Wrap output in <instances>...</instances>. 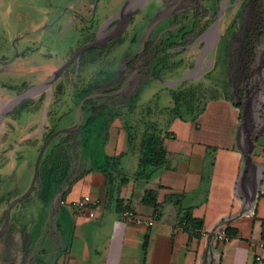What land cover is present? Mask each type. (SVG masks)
Instances as JSON below:
<instances>
[{
	"label": "crops",
	"instance_id": "1",
	"mask_svg": "<svg viewBox=\"0 0 264 264\" xmlns=\"http://www.w3.org/2000/svg\"><path fill=\"white\" fill-rule=\"evenodd\" d=\"M226 79L224 91L209 98L196 119H171L164 138L167 166L149 178L135 177L137 153L121 158L120 173L127 176L118 194L122 208L153 219V225L121 217L98 169H109L113 163L106 157L127 150L125 130L115 118L95 133L87 149L74 150V173L60 190L67 200L84 194L98 199L94 216L52 200L47 206L35 203L14 232L5 235L9 219L4 222L0 264H264L257 246L264 237V99L249 100L254 94ZM30 159L3 168H16L19 188L28 181L23 192L31 181ZM111 169L116 177V168ZM147 191L160 206L158 215L142 201ZM168 196L178 197L179 204ZM187 208L208 236L191 235L180 223L178 214ZM216 227L235 233L219 242L210 236Z\"/></svg>",
	"mask_w": 264,
	"mask_h": 264
},
{
	"label": "rangeland",
	"instance_id": "2",
	"mask_svg": "<svg viewBox=\"0 0 264 264\" xmlns=\"http://www.w3.org/2000/svg\"><path fill=\"white\" fill-rule=\"evenodd\" d=\"M125 1L127 0H0V109L25 90L46 80L71 58L80 46L88 41L97 40L100 42L107 34H110L120 22L121 15L118 10L122 8ZM143 1L145 3L146 0H133L131 8L135 12H133V18L123 29V37L130 36L132 30L138 25L139 16L135 15V9H138L139 3ZM165 1L149 0L148 4L158 9ZM203 1V5L198 11L202 14L197 19L198 23L204 22L203 16L211 12L207 5L210 0ZM216 1L218 3L217 10L212 12L211 17L213 23L219 19L214 38H210L207 44L208 35L214 28V26L211 27L213 25L211 23L209 30H204L197 38L180 45L174 51V55H172L173 70L170 73L172 78H164L161 81L149 80L142 88L133 89V99L138 104V110L150 105L153 99L155 105L152 103L153 108L150 115L154 119H164L165 108L172 104L167 88L176 86L177 80L183 77H185L183 81H186L188 85H198L200 82L204 84L198 94L203 95V91L205 95L208 91L212 92L211 94L220 93L222 90L219 86L224 82L222 86L226 87L227 77L230 80L235 79L242 91L243 88L247 91L248 96L254 94V98L250 97L249 100L264 99V0H251L246 5L245 14H243L247 22L256 19L251 32L254 31L256 35L261 29L263 33L257 38L250 35L248 30L240 29L239 12L242 11L243 0ZM147 6L140 7L141 13H144ZM222 6L223 8H220ZM211 8L212 10L216 9L214 6ZM139 33L138 29L133 31V34ZM246 39H248L247 43L243 49L240 48ZM137 46L138 44L134 48ZM239 49L241 52L237 53ZM117 51L122 52V47ZM242 56H244L243 59L250 57L253 63L250 62L248 66L244 62L245 66L242 67L240 73L237 69L234 73L233 68L225 72L227 69H225V57L238 62V59L241 61ZM66 69H70V72L63 75ZM66 69L50 86L43 88L30 98L35 101L39 99L42 104L37 118L26 123L27 129L29 127L28 134L33 132L31 128L35 125L50 118L49 110L59 107L53 98L56 83L63 82L65 92L62 97L68 99V92L78 73L77 61L73 60ZM95 71V65H89L80 74L77 83L86 84L92 79ZM236 71L238 78H236ZM139 76L141 77L140 72ZM216 81L220 83L216 84ZM250 106L252 110V104ZM160 113L162 116L158 115ZM72 114V119L66 124L71 126L67 128H71L76 122V107ZM14 124L13 118L9 116L0 122V144L5 132L13 130ZM3 145L4 148L8 147V143H3ZM0 148L2 149V146ZM19 151L18 148L14 156ZM1 154L2 150L0 157L3 156ZM14 156L10 158V163L14 162L11 160ZM35 159V156L30 159L31 178ZM15 170H13V174L17 173ZM1 171H5V169ZM17 176L19 177V173ZM27 182L20 184V191L25 188ZM34 205L35 203L27 204L22 207V211L27 213L29 209L34 208ZM6 208V206L0 208V232L5 222L4 210Z\"/></svg>",
	"mask_w": 264,
	"mask_h": 264
},
{
	"label": "trees",
	"instance_id": "3",
	"mask_svg": "<svg viewBox=\"0 0 264 264\" xmlns=\"http://www.w3.org/2000/svg\"><path fill=\"white\" fill-rule=\"evenodd\" d=\"M210 23L211 19H207L202 23L192 21V26L190 24H184L176 31L166 32V34L160 38L159 51L156 53L153 52V49L150 51V53H152L150 74L153 77L165 79L172 78L173 76L170 73L173 70L172 55H174V51L179 48L180 45L189 43L193 38H197ZM137 39V34H133V42ZM114 41V43H120L122 38H118ZM114 43L108 44L105 48H89L82 54L78 62L77 77L71 90L76 102L91 91L90 89L88 90L87 87L85 88L84 84L80 85V83H77L80 79V74L85 71L89 65L98 64L102 57L110 51ZM24 53L27 52L24 51ZM68 72H70V69H66L63 75H67ZM105 74L110 76L111 72H105ZM100 75L99 72L96 73V77ZM218 83L220 82L216 81V84ZM222 84H224V82ZM222 84L219 87L224 91L225 87H223ZM202 85L204 84L201 82L198 85H188L186 81H183L174 87L167 88L172 104L165 108L164 119L161 120L158 118L154 119L153 116L150 115L151 109L153 108L152 103L155 105L153 99L150 105L141 107L139 110L138 104H136L133 99L132 106L127 109L114 108L112 111H109L111 108L107 103L108 98L91 97L85 100L82 104L83 119L78 129L70 133H60L48 143L40 160L38 176L34 188L25 199L18 201L12 207L9 215V223L4 234L8 235L14 232L16 226L22 224L27 214L22 211V207L31 203H40L42 206H47L51 203L54 194L62 190L66 184L69 183L74 173V168H72L74 162L73 155L75 154L74 150L77 147H81L83 150L87 149L92 143L95 133L103 127H106V125L111 123L115 118L120 119L125 130L127 150L124 153L112 155L111 157L105 156L106 159L109 158V160H112L113 165H110L109 169H106L103 165H99L98 169L100 168L107 177V193L115 199L116 210L119 212L124 210L125 208H122L121 200L118 198L121 186L127 180V176L120 173L119 164L121 158L129 151L137 153V165L133 173L135 177L149 178L157 170L167 166V153L164 147V138L167 135L165 129L171 119L175 117L187 120L196 119L205 109L207 100L219 94H209L208 91L205 95L203 90V95L201 93L198 94ZM64 92L65 85L63 82L56 83L53 96L56 103L65 99L62 97ZM41 104V100L39 99L36 101L35 99H28L20 102L14 110L7 115L13 118L15 124L12 126L13 130H9L4 134L2 143H8V147L6 146V148H4V146H2V149L0 148L2 153H7L13 148L18 139L26 136L18 145L20 149L19 153L16 156H14V153V158L11 159L14 160V166L26 156L36 157L41 143L54 131V129L47 124L43 130L38 132L35 136L28 137L34 134L38 125L31 128L33 132L31 131L32 133L30 132V134H28L29 127L27 129L26 123L32 122L37 118ZM54 113L55 109L49 110V119H52ZM106 115H108V118H106ZM158 115H161V113ZM70 120L71 118L69 121ZM11 157H0V171L7 163H10L9 160ZM112 167L116 168V177H114L111 169ZM16 175V173L13 174L11 171L0 172V208L3 206L8 208L10 203L23 193V190H19V186L15 180ZM66 193H64L61 198H64ZM171 199L174 200L176 204H179L178 197H167V200ZM142 201L151 205L157 215L159 214L160 206L156 202L152 191H147ZM6 210H4V217L6 215ZM190 212L188 208L180 211L178 214V216L181 214V216H179V221L191 235L201 237L203 229L202 221L192 217ZM225 232L229 237L235 233L229 227H225Z\"/></svg>",
	"mask_w": 264,
	"mask_h": 264
},
{
	"label": "flooded vegetation",
	"instance_id": "4",
	"mask_svg": "<svg viewBox=\"0 0 264 264\" xmlns=\"http://www.w3.org/2000/svg\"><path fill=\"white\" fill-rule=\"evenodd\" d=\"M250 1L251 0L242 1V11L239 12V17H241L240 29L241 30L246 29V31L248 30L250 35H253L254 37L256 36L257 38V37H260L263 33L261 29L256 33V35L254 31L251 32V29L254 28V25H255L254 22H256V19H251L250 21H248L249 22L248 23L247 21H245L244 16H243V14H245L246 5ZM148 2L149 0H146L145 3L144 1L139 3L140 7L141 6L144 7L148 5L144 13H141L140 7L138 9H135L136 10L135 15L139 16V22L136 28L132 30V34L130 36L123 37L122 33H123V29L126 27V24L129 23V21L133 18V12H135L133 11V8H130V7H133V3H134L133 0H127L122 4L121 6L122 8L118 10L121 15L120 22L118 23V26L110 34H107L105 38L101 40L100 42H97V40L88 41V43L95 42V45L92 47L105 48L106 46H108V44L114 43L115 42L114 40L118 38H122V41L120 43H114L110 51L107 52L102 57V59L100 60L98 64H95L96 71L92 79L86 84H84L85 88L87 87L88 90L89 89L91 90L90 93L86 94L84 97L91 95V97L108 98L107 103L110 105V108H111L109 111H112L114 108L115 109H127L128 107L132 106L133 98H134L133 89H135L134 87L137 81H140L139 87L142 88L143 85L146 84L149 80L154 79V80L161 81L162 79H164L161 77H153L150 74L151 63H152L151 61L152 53H150V51L152 49L154 50L153 51L154 53L159 51L160 38L164 36L166 32L176 31L184 24H190L192 26V21H197V19L202 16V14H200V12L198 11L200 9V6L203 5L204 1L203 0H166L163 3V5L158 9L153 8L151 4H148ZM174 4H176V6H174ZM217 4L218 3L216 0H210V2L207 4L208 9L211 12L203 16L205 20L211 19L212 12L217 10ZM212 6H214L216 9L212 10L211 8ZM223 6L220 8H223ZM157 14H161L163 17L150 30L149 38L145 39L144 35L147 32V26ZM218 22H219V19L215 20L214 23L212 21L211 23H213V25L211 27L217 26ZM210 24L205 28V30L206 29L209 30L211 28ZM137 29L140 32L139 34H137L139 38L137 39L138 41L136 40L135 42H133V31ZM247 41L248 39L244 40V43L242 44L243 46L240 48L243 49ZM88 43H85L82 46ZM136 44H138V46L137 48H134ZM82 46H80L78 50ZM120 47H122V52L117 51V49ZM86 50H84L79 56H77L74 59L77 61V64L82 54ZM239 52H241L240 49L237 53ZM243 57L244 56H242L241 61L238 59V62H234V60L232 61L231 58L227 59L226 57L225 69L226 68L227 69L225 72L230 70V68H233L234 73L236 69L238 73H240L244 62H246L248 66L250 65V62L253 63L250 57L246 59H243ZM109 71L111 72L110 76L105 74V72H109ZM237 71H236V78H238ZM98 72L101 75L99 77H96V73ZM139 72H140L141 77L139 76ZM72 86L73 84L71 85L70 91L68 92V99H67V100L70 99L69 100L70 102L67 101L66 99L61 100L58 103L59 107L55 108V113L52 119H48L44 122L39 123V125L41 124V126L39 127L38 125L37 127V129L39 128L38 132L43 130V128L47 124L50 125L54 129V131L51 134H53L56 130H59L62 128L64 129V128L71 126V125H66L70 122L68 116L73 113V109H75L76 104L82 99L81 98L77 102L74 100V95L72 94V91H71ZM210 93L212 92H209V94ZM73 105H74V108H73ZM16 106H14V108ZM14 108L10 112H12ZM37 129H35L34 133L36 132ZM77 129L78 128L72 131H75ZM51 134L45 140H47L51 136ZM23 138H26V137H22L18 139L17 142L14 144L13 148L10 149L7 153H2L1 156L2 155H3L2 157L13 156L15 151L18 148V145L23 141L22 140L21 142H19V140ZM1 146H4L3 143L0 144V147Z\"/></svg>",
	"mask_w": 264,
	"mask_h": 264
},
{
	"label": "water",
	"instance_id": "5",
	"mask_svg": "<svg viewBox=\"0 0 264 264\" xmlns=\"http://www.w3.org/2000/svg\"><path fill=\"white\" fill-rule=\"evenodd\" d=\"M162 15L161 14H157L151 21L150 23L148 24L147 26V32L146 34L144 35V38L147 39L149 38V33H150V30L153 28V26L159 22L161 19H162ZM95 45V42H90L84 46H82L71 58H69L59 69H57L56 71H54L46 80H44L43 82L25 90L24 92H22L21 94H19L18 96H16L13 100H11L4 108H1L0 109V122L5 118L7 112L11 111L14 106H16L18 103L22 102V101H26L30 98H32L34 96V94L40 92L43 88H46L48 86H50L60 75L61 73L69 66V64L77 57L79 56L84 50L92 47ZM183 80H185V77L181 78L180 80H177V83H180L182 82ZM139 82L140 81H137L135 83V89H138L139 87ZM34 90H38V91H35ZM137 91V90H136ZM89 97H91V95L89 96H86L84 98H82L77 104H76V122L74 124V126H72L71 128H62V129H59V130H56L53 134H51V136L45 140L41 145H40V148H39V151L36 155V159H35V163H34V170H33V174H32V178H31V181L29 183V186L28 188L26 189L25 192H23L20 196H18L17 198H15L9 205V207L7 208V211H6V217H5V225L7 224L8 222V219H9V214H10V211L12 209V207L20 200L22 199H25L33 190L34 188V185H35V182H36V179H37V176H38V168H39V164H40V160L43 156V153L49 143V141L54 138L56 135L60 134V133H69L71 132L72 130L76 129L79 127V125L81 124L82 122V119H83V113H82V104L85 100H87ZM41 126V124L39 125V127ZM39 129V128H38ZM38 129L36 130V132L31 135V136H28V137H33L37 134L38 132ZM25 138L19 140V142H21L22 140H24ZM16 147V146H15ZM68 187V186H67ZM63 194V191H59L57 192L53 198H52V203L53 205H57L58 203V200L59 198L62 196Z\"/></svg>",
	"mask_w": 264,
	"mask_h": 264
},
{
	"label": "built area",
	"instance_id": "6",
	"mask_svg": "<svg viewBox=\"0 0 264 264\" xmlns=\"http://www.w3.org/2000/svg\"><path fill=\"white\" fill-rule=\"evenodd\" d=\"M58 203L60 205L69 206L76 210L87 211V214L92 217L95 214L94 208L97 204H99V200L93 199L89 194H84L80 198L72 200H67L65 197H60ZM120 214L125 221L130 223L139 224L142 226H151L154 223L153 219L142 217L129 208L122 210ZM201 235L208 236V234L203 230ZM210 236L214 237L219 242H226L230 238L225 232V227L213 228L210 231ZM257 246L264 251V237L257 243ZM255 259L257 261L261 260V255H257Z\"/></svg>",
	"mask_w": 264,
	"mask_h": 264
},
{
	"label": "bare ground",
	"instance_id": "7",
	"mask_svg": "<svg viewBox=\"0 0 264 264\" xmlns=\"http://www.w3.org/2000/svg\"><path fill=\"white\" fill-rule=\"evenodd\" d=\"M131 8V7H130ZM216 27L217 26H214V28L211 30V32L209 33V35H208V38H207V44H208V40L210 39V38H212L214 35H215V33H216ZM214 38V37H213ZM209 47V46H208ZM208 49V48H207ZM199 68L201 67V66H198ZM35 91H37V90H34V92Z\"/></svg>",
	"mask_w": 264,
	"mask_h": 264
}]
</instances>
